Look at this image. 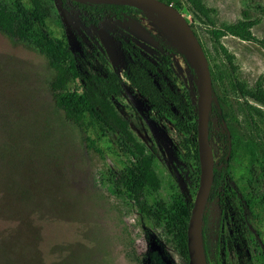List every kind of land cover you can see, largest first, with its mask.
Listing matches in <instances>:
<instances>
[{
    "label": "rangeland",
    "instance_id": "rangeland-1",
    "mask_svg": "<svg viewBox=\"0 0 264 264\" xmlns=\"http://www.w3.org/2000/svg\"><path fill=\"white\" fill-rule=\"evenodd\" d=\"M53 5L69 48L90 55L92 70L101 67L98 54L120 75L126 56L119 41L129 42L151 62L167 56L175 89H185L195 105L198 79L188 70L183 50L150 22L149 10L119 20L105 18L93 27L79 22L77 10H64L56 0ZM169 5L182 14L204 54L213 100L218 98L231 116L227 126L249 137L240 112L245 108L251 130L264 146V0H172ZM241 24L246 40L229 31ZM52 77L34 49L0 34V264H143L150 247H161L171 264H180L165 230L143 221L129 201L112 193L111 172L125 161L108 153L115 137L95 145L104 152L86 149L82 133L53 106L48 90ZM114 105L155 155L160 194L174 186L191 199L198 184L193 185L190 136L175 132L128 85ZM210 127L214 163L224 148L216 136L221 128L215 117ZM205 206L206 237L213 246L219 211ZM258 220L238 229L241 239L255 230L256 241L264 246V214ZM237 252L230 264H251L240 248ZM208 256L211 264V252Z\"/></svg>",
    "mask_w": 264,
    "mask_h": 264
},
{
    "label": "trees",
    "instance_id": "trees-1",
    "mask_svg": "<svg viewBox=\"0 0 264 264\" xmlns=\"http://www.w3.org/2000/svg\"><path fill=\"white\" fill-rule=\"evenodd\" d=\"M55 0H0V34L34 49L53 72L48 83L53 106L66 122L82 133L86 149L100 150L95 145L114 136L109 154H119L125 159L111 172V191L129 201L139 217L154 228L165 230L169 240L179 252L180 264H188L186 228L192 208L191 199L168 187L160 194V179L155 170V155L130 130L128 122L115 108L128 85L147 103L157 117L167 120L175 132L189 137L188 143L195 160L193 185L199 179V153L195 137V105L188 92L176 90L175 78L167 56L156 62L145 58L129 42L119 41L126 56L123 70H110L102 55H96L100 68L92 70L90 55L73 52L68 45L60 17L54 10ZM62 9L77 10L79 22L84 26H98L105 18L119 20L141 9L130 5L106 3H82L56 0ZM171 4L172 0H158ZM191 11V10H190ZM230 34L246 40L242 24L230 28ZM188 70L195 77L192 65L186 60ZM213 81V80H212ZM211 81V102L208 112L207 136L211 133L210 120L215 117L221 131L216 136L224 152L212 165V179L205 204L214 205L219 211L215 226L213 246L206 237L208 214L204 205L200 217V238L206 264H230L238 256L237 249L248 257L251 264H264V246L256 241L257 232L240 237L239 226L249 220L260 223L264 214V146L255 131L251 130V118L245 108H240L249 137H240L227 123L231 116L222 110L218 98L213 100L215 89ZM231 86L236 89L234 83ZM240 95L243 92L240 90ZM209 142V139H208ZM104 152V151H100ZM197 187V186H196ZM243 243L241 244V242ZM210 246V247H209ZM143 264H171L161 247H150L143 257Z\"/></svg>",
    "mask_w": 264,
    "mask_h": 264
},
{
    "label": "water",
    "instance_id": "water-1",
    "mask_svg": "<svg viewBox=\"0 0 264 264\" xmlns=\"http://www.w3.org/2000/svg\"><path fill=\"white\" fill-rule=\"evenodd\" d=\"M82 3H106L130 5L138 9L155 11L160 9L171 20L175 21L181 29L188 45L194 53L195 65H192L195 76L198 79L196 87L195 103V130L196 145L199 153V179L197 189L192 201V208L186 228V247L188 253V264H206L201 238H200V217L206 202L212 179V155L207 136V120L211 102V82L207 63L204 54L195 39L192 31L187 25L182 14L171 5L162 3L158 0H67Z\"/></svg>",
    "mask_w": 264,
    "mask_h": 264
},
{
    "label": "bare ground",
    "instance_id": "bare-ground-1",
    "mask_svg": "<svg viewBox=\"0 0 264 264\" xmlns=\"http://www.w3.org/2000/svg\"><path fill=\"white\" fill-rule=\"evenodd\" d=\"M154 27L170 38L189 58L188 61L195 65L194 53L177 23L171 20L160 9L150 11L147 15ZM158 31V32H159Z\"/></svg>",
    "mask_w": 264,
    "mask_h": 264
}]
</instances>
